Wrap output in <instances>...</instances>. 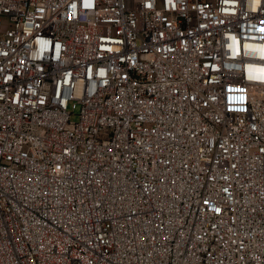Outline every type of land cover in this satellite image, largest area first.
Wrapping results in <instances>:
<instances>
[{"label":"built area","instance_id":"obj_1","mask_svg":"<svg viewBox=\"0 0 264 264\" xmlns=\"http://www.w3.org/2000/svg\"><path fill=\"white\" fill-rule=\"evenodd\" d=\"M0 264H264V0H0Z\"/></svg>","mask_w":264,"mask_h":264},{"label":"rangeland","instance_id":"obj_2","mask_svg":"<svg viewBox=\"0 0 264 264\" xmlns=\"http://www.w3.org/2000/svg\"><path fill=\"white\" fill-rule=\"evenodd\" d=\"M75 118H76V114L75 113L71 114V119H75Z\"/></svg>","mask_w":264,"mask_h":264}]
</instances>
